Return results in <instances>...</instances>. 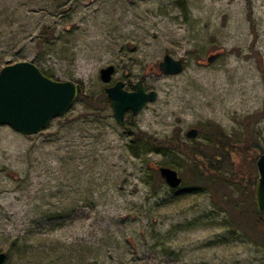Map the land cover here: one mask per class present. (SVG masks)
Masks as SVG:
<instances>
[{
	"label": "rangeland",
	"instance_id": "rangeland-1",
	"mask_svg": "<svg viewBox=\"0 0 264 264\" xmlns=\"http://www.w3.org/2000/svg\"><path fill=\"white\" fill-rule=\"evenodd\" d=\"M166 54L177 75L159 70ZM20 61L81 91L34 135L0 124L4 264H264L248 192L251 144L264 149V0H0V68ZM116 80L157 97L124 126L103 99ZM138 129L190 153L135 156ZM218 138L232 153L206 174L189 157Z\"/></svg>",
	"mask_w": 264,
	"mask_h": 264
},
{
	"label": "water",
	"instance_id": "water-1",
	"mask_svg": "<svg viewBox=\"0 0 264 264\" xmlns=\"http://www.w3.org/2000/svg\"><path fill=\"white\" fill-rule=\"evenodd\" d=\"M218 53L207 57L212 62ZM180 58L174 59L166 54L159 61V70L164 74L177 75L183 70ZM115 66L110 64L99 70V77L109 84ZM79 93L77 84L71 80L58 81L42 74L32 62L20 61L0 68V124H6L22 135H34L46 128L48 123L57 116L64 115L75 102ZM104 94L110 100L114 120L122 125L125 114L130 111L137 115L148 102H154L156 92L146 90L138 81L134 90H128L124 82L116 80L104 87ZM198 130L195 127L186 131V136L193 138ZM257 171L253 194L254 205L260 215L264 216V152L255 162ZM158 175L171 188H179L183 178L174 168L160 165ZM6 254L0 251V264H4Z\"/></svg>",
	"mask_w": 264,
	"mask_h": 264
},
{
	"label": "trees",
	"instance_id": "trees-1",
	"mask_svg": "<svg viewBox=\"0 0 264 264\" xmlns=\"http://www.w3.org/2000/svg\"><path fill=\"white\" fill-rule=\"evenodd\" d=\"M250 9V8H249ZM248 14L250 15V12H248ZM252 25V23H251ZM252 29H254L253 25H252ZM43 41V40H42ZM39 42H41V40H39ZM42 43V42H41ZM81 90L79 89V92ZM105 101H109L106 97L103 98ZM127 134L129 135V144H128V148L130 150V152L132 154H134L135 156L138 155V149H140L142 152L141 153H144V152H148V150H151L152 148H150V145L149 144H153V150L151 151H154L156 153H166V150H171V148H177L179 149L181 152H184L186 154H189L190 152H187L185 149H181L179 148L178 146H171L169 144H167L166 142H162V141H159V142H156L154 141L153 138H150L148 136H146V133L141 131L140 129L136 130V132H131V131H127ZM228 140H224L223 139H220L218 138V143L214 146L215 147V150L214 149H210V152H206V150L204 151H197V149H195L193 151V153H191L190 155V159H191V162L192 163H195V166H197L199 169H201L202 171L204 170H208V171H212L214 170L215 168V163H217L220 158H225L227 159L230 155V150H228V144L229 142H227ZM223 142V143H222ZM225 145L227 147H225ZM245 146L242 147L240 150H241V154H243V149H246L247 147V143L244 144ZM252 145V148L254 149V153H253V156H252V167L255 171V173L252 174L251 170H249L250 172V176L249 177V186H250V190H248V192L251 194V197L252 199H254V194H253V187H254V180H255V177H256V174H257V171L255 169V162H256V158L262 153L264 152V149L261 147H254L253 144ZM257 150H256V149ZM259 154H258V153ZM188 156V155H187ZM202 157V158H201ZM200 159V161H199ZM204 173L207 174V171H205ZM252 175V177H251ZM254 177V178H253ZM243 179V177H242ZM8 256V254H7Z\"/></svg>",
	"mask_w": 264,
	"mask_h": 264
},
{
	"label": "flooded vegetation",
	"instance_id": "flooded-vegetation-1",
	"mask_svg": "<svg viewBox=\"0 0 264 264\" xmlns=\"http://www.w3.org/2000/svg\"><path fill=\"white\" fill-rule=\"evenodd\" d=\"M134 89H135V88H134ZM128 90H130V89H128ZM127 113H131V112H130V111H128ZM122 126H124V122H123Z\"/></svg>",
	"mask_w": 264,
	"mask_h": 264
}]
</instances>
